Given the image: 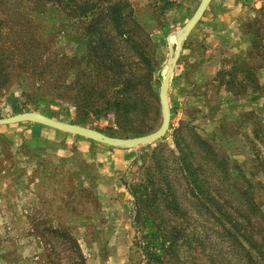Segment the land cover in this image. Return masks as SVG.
Returning <instances> with one entry per match:
<instances>
[{
  "label": "rangeland",
  "instance_id": "374dc122",
  "mask_svg": "<svg viewBox=\"0 0 264 264\" xmlns=\"http://www.w3.org/2000/svg\"><path fill=\"white\" fill-rule=\"evenodd\" d=\"M196 2L0 0V117L34 111L113 137L154 131L167 43ZM245 4L219 67L193 77L178 55L190 79H173L175 63L168 129L108 182L98 166L111 146L69 134L78 141L53 151L20 122L0 125V264H145L128 185L149 178L167 189L154 245L175 225L180 262L264 264V5ZM183 163L211 201L189 188Z\"/></svg>",
  "mask_w": 264,
  "mask_h": 264
},
{
  "label": "crops",
  "instance_id": "0c3cea01",
  "mask_svg": "<svg viewBox=\"0 0 264 264\" xmlns=\"http://www.w3.org/2000/svg\"><path fill=\"white\" fill-rule=\"evenodd\" d=\"M198 2H196L195 7ZM249 2H259L264 5V0H209L200 18L184 38L182 52L178 54L180 57L182 55V59L186 55L193 60L195 66L192 69L190 68L193 72L191 74H194L193 77L202 67L217 68L220 66V58L223 53L221 40L223 36L231 35L237 31L238 16L245 9V3ZM179 56L177 59H179ZM198 62H200L201 66H198ZM176 63L183 66V71L175 74L173 79L177 76L175 80H180L182 81L181 85L185 84L188 86L187 79H190L189 67L182 60ZM176 85L178 84L176 83ZM179 87L181 88L182 86ZM19 124L21 126H18V128L28 133L33 142L46 146L48 150H64L71 143L78 141L77 138H74L76 136H71L37 123L20 122ZM103 151L104 155L102 154L101 160L97 158V160L101 161L98 166L101 172L99 174L101 183L108 182L115 174L119 175V172L127 168L135 157V148L110 147L104 148Z\"/></svg>",
  "mask_w": 264,
  "mask_h": 264
},
{
  "label": "water",
  "instance_id": "95a60500",
  "mask_svg": "<svg viewBox=\"0 0 264 264\" xmlns=\"http://www.w3.org/2000/svg\"><path fill=\"white\" fill-rule=\"evenodd\" d=\"M209 0H199L197 6L191 13V15L186 19L183 25L175 32V48L173 49L170 43L168 45V58L166 60V67L162 75L159 88H158V101L160 110V124L157 129L147 134L138 135L134 137H113L102 134L101 132L88 128L82 125H77L73 123L63 122L49 116H46L39 112L26 111L11 116L0 117V125L12 124L18 122H32L37 123L63 133L76 135L84 137L95 142L108 145L111 147L120 148H135L139 145H145L150 142L155 141L164 135L168 129L169 123V107L167 99V91L170 76L173 67L178 58L179 49L181 42L184 40L192 26L198 21L203 10L205 9Z\"/></svg>",
  "mask_w": 264,
  "mask_h": 264
},
{
  "label": "trees",
  "instance_id": "16d2710c",
  "mask_svg": "<svg viewBox=\"0 0 264 264\" xmlns=\"http://www.w3.org/2000/svg\"><path fill=\"white\" fill-rule=\"evenodd\" d=\"M262 47L264 48V46ZM262 56L264 57V53L262 54ZM172 141L177 145L178 141L174 134L172 136ZM262 143H264V141ZM182 169L184 170L185 175L187 174L185 178L187 179L189 188L194 191V194L200 196L202 192L201 185H199V180L196 178V176L190 174V169L188 168V166H186V164H182ZM191 171H195V169L191 168ZM128 190L132 197L133 206L131 223L136 234H140L139 237L142 244L139 245V254L144 263L149 264L151 262H154L156 264L161 263L162 260H164L165 262H170L171 264H194L193 260H190L192 263H183L180 262V259L178 257H176L177 248L180 245L177 237L178 232H180V228L178 226L173 225L170 227L172 228V230L167 236V242H160L158 243V246L152 243L153 237L157 236L156 229H159L157 228V226L159 225L163 227L162 222L164 221L161 220V216L158 215L161 214V210L158 207L159 204L157 203V197L160 194L166 195V187H157V185H155L149 178L146 180L145 184L143 183L140 185H128ZM205 193L206 192H204L203 195H205ZM202 197H204V199H207V201H211L207 195ZM172 205L174 208H176L175 204ZM161 231L164 230L162 229ZM238 231L242 232L243 230L238 229ZM162 236H164L163 233Z\"/></svg>",
  "mask_w": 264,
  "mask_h": 264
}]
</instances>
